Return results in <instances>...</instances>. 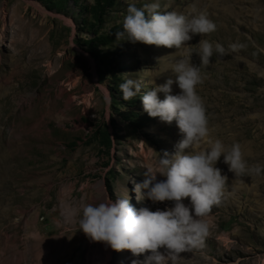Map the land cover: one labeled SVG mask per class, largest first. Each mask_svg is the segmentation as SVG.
I'll return each mask as SVG.
<instances>
[{
    "label": "rangeland",
    "instance_id": "obj_1",
    "mask_svg": "<svg viewBox=\"0 0 264 264\" xmlns=\"http://www.w3.org/2000/svg\"><path fill=\"white\" fill-rule=\"evenodd\" d=\"M109 2L101 0L100 8L97 0H0V264L143 260L146 253L115 251L86 237L78 229L80 209L117 198L137 210L171 206L138 200L133 188L146 169L156 170L159 155L175 151V122L149 117L139 95L124 101L118 85L139 79L143 94L151 80L163 83L172 62L196 51L200 39L225 49L200 65L196 90L210 137L238 142L242 152L252 141L258 149L243 154L251 171L239 177L222 157L217 161L226 194L201 218L208 225L202 241L175 264L192 256L204 257L203 264H264V0H160L161 11L203 10L216 25L179 51L117 41L126 3ZM239 56L247 62L229 70L236 78L223 84L220 66ZM192 62L199 64L195 53ZM172 91H179L175 84ZM206 146L201 141L193 150Z\"/></svg>",
    "mask_w": 264,
    "mask_h": 264
},
{
    "label": "clouds",
    "instance_id": "obj_2",
    "mask_svg": "<svg viewBox=\"0 0 264 264\" xmlns=\"http://www.w3.org/2000/svg\"><path fill=\"white\" fill-rule=\"evenodd\" d=\"M125 3L121 29L114 33L117 41L128 39L179 51L194 35L216 30L215 23L203 10L161 11L160 0H145L140 7L135 0H125ZM197 45L196 51L187 49L172 62L171 75L163 83L151 80L150 90L143 94H140L139 79L125 78L118 85L124 101L139 95L149 117H158L165 123L175 122L180 134L175 151L159 155L156 170L146 169L142 181L133 188L138 200L170 201L171 206L155 211L147 207L137 210L128 198H117L114 202L104 199L86 203L80 209L78 229L86 237L103 242L115 251L128 250L134 256L146 253L139 264H175L178 254L202 241L208 225L201 218L226 194L227 177L215 166L221 157L234 176L251 171L238 142L225 145L209 135L206 111L196 90L202 83L200 65H207L214 51L223 55L225 49L207 39H200ZM229 47L235 49L237 45ZM193 53L199 58L198 65L192 62ZM173 84L179 91L173 93ZM158 93L163 94L162 99ZM201 141L207 146L193 150ZM157 174L163 179L157 180Z\"/></svg>",
    "mask_w": 264,
    "mask_h": 264
},
{
    "label": "bare ground",
    "instance_id": "obj_3",
    "mask_svg": "<svg viewBox=\"0 0 264 264\" xmlns=\"http://www.w3.org/2000/svg\"><path fill=\"white\" fill-rule=\"evenodd\" d=\"M238 58V62H236V63H231L230 65H228L229 63H227V65L226 64H222L220 67H222V72H221V78L219 79V81L221 82L222 81V83L224 84L225 82H226V80L228 81V79L229 78H236V77H233V74H230V73H228V71L229 70H233V69H235V67L236 66H238V67H240V66H242V63H243V61H245V62H247L246 60H243L240 56L239 57H237ZM242 62V63H241ZM249 64H250V67H251V69L253 68V69H257L255 66L256 65H254L253 63H251V62H248ZM234 66V67H233ZM219 67V68H220ZM252 69V70H253ZM217 72H219V71H217ZM220 74V73H219ZM218 78V77H217ZM216 79V78H215ZM238 79V78H237ZM230 81L231 80H229V83H230ZM215 82V81H214ZM220 82H216V84L213 86V88L214 89H216V88H219L218 86V83H220ZM221 83V84H222ZM226 84V83H225ZM240 93V95H241V92H239ZM218 96L219 97H224V98H227V95L226 96H224V94H218ZM261 114H258V116H260ZM223 133V132H222ZM222 142L225 144V145H231L232 143L231 142H225V140H223L222 139ZM257 143V142H256ZM255 142H250V144H247V147L245 148V150H244V152H242V150H241V152H242V156H243V154H246V153H248L251 149H253V150H257L258 148V146H257V144H256ZM256 183H258V181H256ZM226 240V239H225ZM188 256H183L182 258L184 259V258H187ZM180 262H182V261H180ZM205 262H208V261H206L205 259H204V257H202V256H196V257H189V259H187L186 261H184V262H182V263H184V264H196V263H201V264H203V263H205Z\"/></svg>",
    "mask_w": 264,
    "mask_h": 264
},
{
    "label": "trees",
    "instance_id": "obj_4",
    "mask_svg": "<svg viewBox=\"0 0 264 264\" xmlns=\"http://www.w3.org/2000/svg\"><path fill=\"white\" fill-rule=\"evenodd\" d=\"M97 1H98V6L100 5V8H102V6H101V0H97ZM104 1H105L104 4H109L110 3L109 0H104ZM106 140H107L108 145H110L111 144V141H110V138H109L108 135L106 137Z\"/></svg>",
    "mask_w": 264,
    "mask_h": 264
}]
</instances>
